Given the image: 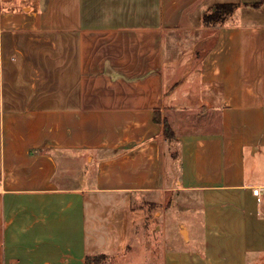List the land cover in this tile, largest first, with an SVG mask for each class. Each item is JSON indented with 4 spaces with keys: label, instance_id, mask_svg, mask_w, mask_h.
I'll return each instance as SVG.
<instances>
[{
    "label": "crops",
    "instance_id": "1",
    "mask_svg": "<svg viewBox=\"0 0 264 264\" xmlns=\"http://www.w3.org/2000/svg\"><path fill=\"white\" fill-rule=\"evenodd\" d=\"M98 253L264 261V0H0V264Z\"/></svg>",
    "mask_w": 264,
    "mask_h": 264
},
{
    "label": "trees",
    "instance_id": "2",
    "mask_svg": "<svg viewBox=\"0 0 264 264\" xmlns=\"http://www.w3.org/2000/svg\"><path fill=\"white\" fill-rule=\"evenodd\" d=\"M234 7V4L217 3L214 8L215 10L205 15V23L213 24L217 21H220L224 13L230 11ZM156 119L157 121H161V118L158 114ZM164 128L167 139L172 140L174 137V132L167 121L164 122ZM86 264H111V258L105 253L88 254L86 256Z\"/></svg>",
    "mask_w": 264,
    "mask_h": 264
},
{
    "label": "rangeland",
    "instance_id": "3",
    "mask_svg": "<svg viewBox=\"0 0 264 264\" xmlns=\"http://www.w3.org/2000/svg\"><path fill=\"white\" fill-rule=\"evenodd\" d=\"M68 179V178H67ZM66 178L64 179V181H65V183H69V182H67L68 180H67ZM88 180V179H87ZM72 181V180H71ZM89 182H90V179L88 180ZM172 210V212L171 213H169V217H168V227H169V234L171 235L173 232L172 231H174V227H175V222L171 219V217H172V215L174 214V213H176L179 209H177V208H172L171 209ZM138 214H139V216H143L144 217V215H145V212L144 211H138ZM184 220L185 221H188L187 219H185L184 218ZM130 227V226H129ZM131 228V227H130ZM128 235H129V233L130 234H133V232H130V229L128 230ZM193 242H195V244L197 243V241H193ZM193 242H191L190 244H189V247H191L192 245H193ZM172 244H173V242H172ZM179 245V244H178ZM145 246H146V244L145 243H142V242H139L138 244H136L135 243V251H139L140 253L138 254V256H136L135 255V257L134 258H132V261H145V259H147L146 258V256H147V248H145ZM136 254V253H135Z\"/></svg>",
    "mask_w": 264,
    "mask_h": 264
},
{
    "label": "built area",
    "instance_id": "4",
    "mask_svg": "<svg viewBox=\"0 0 264 264\" xmlns=\"http://www.w3.org/2000/svg\"><path fill=\"white\" fill-rule=\"evenodd\" d=\"M260 191H261V188H259V187H256L253 190L254 194L258 195V199L259 200H260V197H259L260 196ZM261 264H264V261Z\"/></svg>",
    "mask_w": 264,
    "mask_h": 264
}]
</instances>
